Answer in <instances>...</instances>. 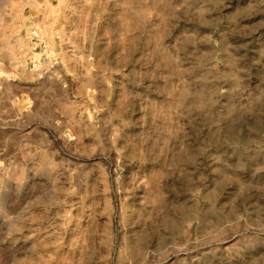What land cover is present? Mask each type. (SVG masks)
Instances as JSON below:
<instances>
[{"label": "rangeland", "instance_id": "374dc122", "mask_svg": "<svg viewBox=\"0 0 264 264\" xmlns=\"http://www.w3.org/2000/svg\"><path fill=\"white\" fill-rule=\"evenodd\" d=\"M0 264H264V0H0Z\"/></svg>", "mask_w": 264, "mask_h": 264}]
</instances>
